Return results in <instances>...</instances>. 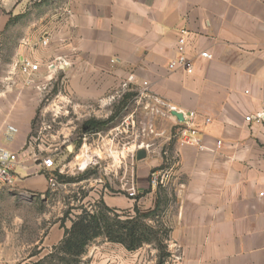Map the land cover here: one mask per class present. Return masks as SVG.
Returning <instances> with one entry per match:
<instances>
[{
  "label": "crops",
  "instance_id": "0c3cea01",
  "mask_svg": "<svg viewBox=\"0 0 264 264\" xmlns=\"http://www.w3.org/2000/svg\"><path fill=\"white\" fill-rule=\"evenodd\" d=\"M5 23L0 22V36ZM43 24L24 40L0 45V148L18 155L14 186L0 187V194L37 195L47 189L40 142L29 139L36 110H63V124L71 130L72 120L82 125L106 120L115 96L145 91L160 102L157 109L173 129L170 157L164 155L170 180L151 186L149 174L163 158L145 155L131 165L128 191L137 199L103 194L105 205L131 212L136 203L152 210L163 191L167 200L173 198L160 219L169 230L167 252L179 257L176 264H264V0H67L61 13ZM180 29L187 32L191 75L167 69ZM200 52L211 59L198 57ZM20 57L39 65L32 78L14 68ZM55 59L66 65L50 72L47 65ZM129 76L132 82L123 87ZM170 108L195 114L205 149L175 140L177 120ZM86 136L81 134L82 142ZM63 235V229L52 228L38 254L13 264H36ZM3 247L1 241L0 264H5ZM147 249L128 252L100 238L81 259L155 264V250Z\"/></svg>",
  "mask_w": 264,
  "mask_h": 264
},
{
  "label": "rangeland",
  "instance_id": "374dc122",
  "mask_svg": "<svg viewBox=\"0 0 264 264\" xmlns=\"http://www.w3.org/2000/svg\"><path fill=\"white\" fill-rule=\"evenodd\" d=\"M66 2L0 0V22H6L7 28L0 36V45L2 42L12 44L19 38L24 40L29 30L60 14ZM107 108H110L108 118H114L102 131L88 134L85 142L81 137L82 123L72 120L74 129L66 130L63 110H36L29 139L40 142L38 160L48 156L53 159L55 167L49 171L50 174L57 172L77 181L84 175L87 178L76 183L56 182L53 189L47 185L46 191L37 195L0 194V242H4L5 264L17 263L28 255L38 254L37 248L50 230L60 229V220L68 207L93 204L103 194L136 200L138 195L133 192L134 196L129 197L128 190L132 180L131 165L134 166L139 151L148 156H162L163 161L155 170H168L165 157H170V132L173 133V129L164 121L156 102L133 89L115 96ZM84 160L87 164L82 168L80 163ZM84 193L87 197L81 200ZM164 196L161 195L162 198ZM172 202L173 198H169L168 203ZM166 204L161 206L160 222ZM77 213L79 211H73V214ZM65 225H70L68 219ZM147 246L151 247L147 250H155L157 264L155 246ZM84 263L81 259L80 264Z\"/></svg>",
  "mask_w": 264,
  "mask_h": 264
},
{
  "label": "trees",
  "instance_id": "16d2710c",
  "mask_svg": "<svg viewBox=\"0 0 264 264\" xmlns=\"http://www.w3.org/2000/svg\"><path fill=\"white\" fill-rule=\"evenodd\" d=\"M113 118L114 116H111L104 121L90 119L83 123L81 132H100ZM49 175H53L57 183H76L87 178L84 175L77 181L65 178L57 172L48 173L46 176ZM162 194L164 195L163 191L158 190L154 208L147 211L139 209L136 203L131 212L117 211L107 207L101 198L87 206L68 207L59 226L64 232L63 239L36 264H80L88 247L100 238L108 243L121 245L128 252H134L144 245H153L158 252L157 264H163L169 256L166 252L169 230L159 221L161 206L168 202L165 196L161 197ZM86 197L87 194L84 193L81 200ZM74 210L79 213L73 214ZM67 219L70 221L68 228L65 227Z\"/></svg>",
  "mask_w": 264,
  "mask_h": 264
},
{
  "label": "built area",
  "instance_id": "2783aa9c",
  "mask_svg": "<svg viewBox=\"0 0 264 264\" xmlns=\"http://www.w3.org/2000/svg\"><path fill=\"white\" fill-rule=\"evenodd\" d=\"M42 45H46L45 41H41ZM198 57L206 60L211 59V55L208 52L198 53ZM66 64L62 60L55 59L47 65V68L50 72H56L61 70ZM14 68L19 72L20 75L25 76L26 78H32L39 70V65L32 62L27 57L17 58L13 63ZM169 71L180 70L187 75L193 73V61L187 55V32L184 29H180L177 32V38L175 42V56L167 65ZM133 77L129 76L127 83L123 84V87H126L128 83L132 82ZM147 84L143 83V87L146 88ZM145 96V91L142 93ZM147 97V95L145 96ZM156 104H160L159 101L153 99ZM172 112H175L173 108L169 109ZM182 121L177 120V125L174 129V138L181 145H192L197 146L198 149L202 150L205 147L202 145L200 140V131L193 124L195 114L190 112L188 114H181ZM263 113L257 114L253 119L257 122L262 120ZM251 117H246L245 121L250 122ZM208 123V120H205ZM10 131H14L12 128H9ZM221 142H216V147L219 148ZM18 163V155L12 153L4 148H0V185L7 187L14 186V167ZM41 164L45 170L53 171L54 161L51 157H45L41 160ZM47 185L49 189H53L56 186V181L53 175L46 176ZM170 180V171L169 170H153L149 174V182L151 186H164ZM128 196H134L132 191H128ZM179 261V257L176 255H170L169 258L165 261L164 264H176Z\"/></svg>",
  "mask_w": 264,
  "mask_h": 264
},
{
  "label": "water",
  "instance_id": "95a60500",
  "mask_svg": "<svg viewBox=\"0 0 264 264\" xmlns=\"http://www.w3.org/2000/svg\"><path fill=\"white\" fill-rule=\"evenodd\" d=\"M178 121H182V115L177 113V112H172L171 113ZM145 152L144 151H139L136 155V160H141L145 157Z\"/></svg>",
  "mask_w": 264,
  "mask_h": 264
},
{
  "label": "bare ground",
  "instance_id": "6f19581e",
  "mask_svg": "<svg viewBox=\"0 0 264 264\" xmlns=\"http://www.w3.org/2000/svg\"><path fill=\"white\" fill-rule=\"evenodd\" d=\"M86 164H87V161H86V160H84V161H82V162L80 163V166L83 168V167H85V166H86Z\"/></svg>",
  "mask_w": 264,
  "mask_h": 264
}]
</instances>
